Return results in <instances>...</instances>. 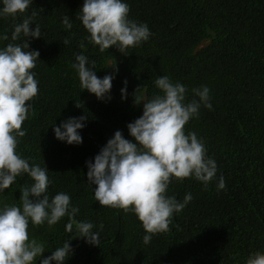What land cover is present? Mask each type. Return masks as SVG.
<instances>
[{
    "label": "trees",
    "instance_id": "obj_1",
    "mask_svg": "<svg viewBox=\"0 0 264 264\" xmlns=\"http://www.w3.org/2000/svg\"><path fill=\"white\" fill-rule=\"evenodd\" d=\"M123 2L129 5V19L147 24L151 32L147 41L124 53L115 47L101 52L85 39L88 33L77 19L83 0H32L24 15L0 17V35L9 37L0 40V48L27 39L21 34L12 41L11 34L33 11L32 27L39 24L41 29L40 38L28 40L29 51L39 52L32 69L39 92L29 101L34 115L22 125L26 135L17 152L30 165L46 166L51 181L46 194L50 199L58 192L70 195L71 206L79 208L76 219L92 223V231L100 234L97 247L75 239L78 233L65 230L64 217L51 227L30 222L29 237L45 245L40 259L71 239L73 254L64 264H245L250 254H264V0ZM65 16L71 29L63 26ZM78 54L95 61L98 77L114 76L111 99L98 100L82 91L71 67ZM160 76L184 85L186 100L194 98L193 88L210 89L211 109L201 105L184 131L202 139L217 172L206 186L194 178L173 179L167 194L183 201L190 193L192 199L174 214L170 231L154 234L145 244L146 233L133 213L100 206L94 199L86 162L115 131L132 139L126 126L143 110L134 101L159 94L155 79ZM138 86L141 90L134 93ZM81 115L88 117L79 132L82 143L55 139L53 126ZM220 176L224 189L217 187ZM31 183L27 174L17 177L0 191V208L18 205L20 188Z\"/></svg>",
    "mask_w": 264,
    "mask_h": 264
},
{
    "label": "clouds",
    "instance_id": "obj_2",
    "mask_svg": "<svg viewBox=\"0 0 264 264\" xmlns=\"http://www.w3.org/2000/svg\"><path fill=\"white\" fill-rule=\"evenodd\" d=\"M0 17L24 15L32 0H0ZM43 11V9H40ZM36 12L26 15L15 24L11 40L21 34L27 38L21 44L8 43L0 48V191L8 189L16 178L27 174L30 185L20 188L19 204H4L0 208V264H64L73 254L71 239L57 247L51 255L40 259L45 245L29 237V223L35 227L47 223L49 227L67 217L65 230L75 229L78 238L92 246L99 244V232H93V224L76 219L78 207L71 206V196L58 192L54 197L46 194L51 183L48 170L30 165L17 148L20 138L26 135L22 125L34 115L29 103L39 92L38 81L32 71L39 60L38 51H29V38L41 37L40 25L33 26ZM77 19L88 33L85 39L101 52L115 47L120 53L147 41L151 32L144 23L129 19V5L123 0H83ZM65 29H71L69 17L63 18ZM8 35H0L7 41ZM63 43H70L65 38ZM80 47H84L81 42ZM71 67L78 74L82 91L98 100L111 99L113 75L100 78L94 70L95 61L89 62L83 54L75 56ZM126 85V81L124 82ZM138 86L134 93L141 90ZM159 94L151 99L137 98L135 105H143L142 115L127 124L131 140L117 130L100 149L92 161L86 162L87 181L95 185L94 199L100 206L121 209L133 213L141 223L149 243L154 234L170 231L175 213L184 209L192 195L185 194L183 201L167 194L173 179L194 178L205 186L213 180L217 163L207 156L202 139L193 132L184 131L185 125L198 116L201 105L211 109L210 89L201 86L192 89L193 99L186 100L187 89L179 82L173 83L168 76L155 79ZM133 93V95H134ZM126 87L121 98L126 99ZM76 107V106H75ZM79 108V107H77ZM87 115L70 117L53 126L55 139L68 145L82 143L80 130L85 127ZM134 141V142H133ZM220 176L217 187L225 188ZM101 229L103 225L99 226ZM245 264H264V254L257 251L248 256Z\"/></svg>",
    "mask_w": 264,
    "mask_h": 264
}]
</instances>
